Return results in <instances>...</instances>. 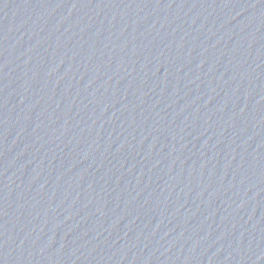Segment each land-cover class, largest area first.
I'll list each match as a JSON object with an SVG mask.
<instances>
[{"label":"water","instance_id":"water-1","mask_svg":"<svg viewBox=\"0 0 264 264\" xmlns=\"http://www.w3.org/2000/svg\"><path fill=\"white\" fill-rule=\"evenodd\" d=\"M0 264H183L123 193L1 79Z\"/></svg>","mask_w":264,"mask_h":264}]
</instances>
